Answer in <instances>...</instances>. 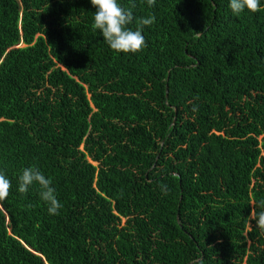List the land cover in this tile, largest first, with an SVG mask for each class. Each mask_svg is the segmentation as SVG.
Segmentation results:
<instances>
[{"label": "trees", "instance_id": "1", "mask_svg": "<svg viewBox=\"0 0 264 264\" xmlns=\"http://www.w3.org/2000/svg\"><path fill=\"white\" fill-rule=\"evenodd\" d=\"M260 3L135 0L155 22L117 54L90 0H0V264H264ZM29 166L58 215L17 191Z\"/></svg>", "mask_w": 264, "mask_h": 264}, {"label": "clouds", "instance_id": "2", "mask_svg": "<svg viewBox=\"0 0 264 264\" xmlns=\"http://www.w3.org/2000/svg\"><path fill=\"white\" fill-rule=\"evenodd\" d=\"M148 7H154L156 0H144ZM95 8L91 29L99 30L104 42L115 53L135 54L142 51L147 45L142 34L144 26H150L155 22V16L140 18L135 27H132L135 8V0H129V6H122L118 0H90ZM260 0H229V8L233 14L239 15L247 10L251 13L261 11ZM38 185L39 198L47 205L50 215H58L62 204L57 199L55 188L52 187L50 178L36 166H29L21 170L18 176V189L20 194H26L30 187ZM11 190V180L0 171V201L5 200ZM167 195V185L161 188ZM260 210L257 211L256 209ZM249 221H255V226L264 232V200L252 208Z\"/></svg>", "mask_w": 264, "mask_h": 264}, {"label": "water", "instance_id": "3", "mask_svg": "<svg viewBox=\"0 0 264 264\" xmlns=\"http://www.w3.org/2000/svg\"><path fill=\"white\" fill-rule=\"evenodd\" d=\"M167 91V90H166Z\"/></svg>", "mask_w": 264, "mask_h": 264}]
</instances>
